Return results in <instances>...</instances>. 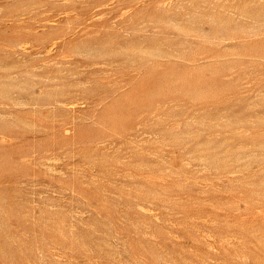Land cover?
Listing matches in <instances>:
<instances>
[{"label":"rangeland","instance_id":"1","mask_svg":"<svg viewBox=\"0 0 264 264\" xmlns=\"http://www.w3.org/2000/svg\"><path fill=\"white\" fill-rule=\"evenodd\" d=\"M0 264H264V0H0Z\"/></svg>","mask_w":264,"mask_h":264}]
</instances>
